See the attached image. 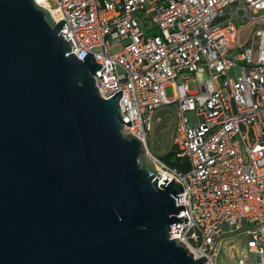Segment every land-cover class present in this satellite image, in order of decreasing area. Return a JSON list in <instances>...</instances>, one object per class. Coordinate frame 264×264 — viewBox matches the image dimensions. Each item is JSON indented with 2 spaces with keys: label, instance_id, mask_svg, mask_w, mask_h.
<instances>
[{
  "label": "built area",
  "instance_id": "1",
  "mask_svg": "<svg viewBox=\"0 0 264 264\" xmlns=\"http://www.w3.org/2000/svg\"><path fill=\"white\" fill-rule=\"evenodd\" d=\"M40 1L65 21L69 54L101 64L99 95L121 92L123 133L147 149L155 110L175 105L173 145L188 169L147 153L158 181L183 189L170 239L206 264H264V0Z\"/></svg>",
  "mask_w": 264,
  "mask_h": 264
},
{
  "label": "water",
  "instance_id": "2",
  "mask_svg": "<svg viewBox=\"0 0 264 264\" xmlns=\"http://www.w3.org/2000/svg\"><path fill=\"white\" fill-rule=\"evenodd\" d=\"M64 22L0 0V264H206L169 237L182 186L123 133L121 92L99 95Z\"/></svg>",
  "mask_w": 264,
  "mask_h": 264
},
{
  "label": "rangeland",
  "instance_id": "3",
  "mask_svg": "<svg viewBox=\"0 0 264 264\" xmlns=\"http://www.w3.org/2000/svg\"><path fill=\"white\" fill-rule=\"evenodd\" d=\"M231 9L227 7L224 10V13L229 14ZM246 31L241 30V34L243 32H249L253 30V26H247ZM118 48L112 49V52H116ZM234 72H229L230 76H233ZM182 80V76L177 78V83H180ZM188 88L190 91L196 89V85L194 82L188 83ZM165 93L168 98H170L172 93V88L170 86L165 88ZM187 117L190 121L193 119V115L191 113H187ZM175 105L167 104L158 107L152 117V123L150 131L146 137L147 150L149 154L153 157H160L166 154L173 146V137L175 130ZM235 240L245 242L244 238L237 237Z\"/></svg>",
  "mask_w": 264,
  "mask_h": 264
},
{
  "label": "trees",
  "instance_id": "4",
  "mask_svg": "<svg viewBox=\"0 0 264 264\" xmlns=\"http://www.w3.org/2000/svg\"><path fill=\"white\" fill-rule=\"evenodd\" d=\"M159 158L162 162H164L166 165H168L171 168L177 169L182 172L188 169V165L185 159H181L176 156L174 145L166 154L160 156Z\"/></svg>",
  "mask_w": 264,
  "mask_h": 264
},
{
  "label": "bare ground",
  "instance_id": "5",
  "mask_svg": "<svg viewBox=\"0 0 264 264\" xmlns=\"http://www.w3.org/2000/svg\"><path fill=\"white\" fill-rule=\"evenodd\" d=\"M35 2L37 3V4H39L40 6H45V5H43L42 3H41V1L40 0H35ZM44 8V7H43ZM146 152L148 153V150L146 149Z\"/></svg>",
  "mask_w": 264,
  "mask_h": 264
}]
</instances>
